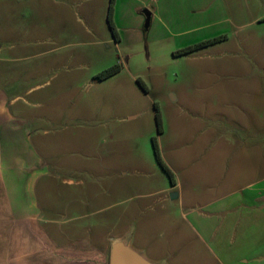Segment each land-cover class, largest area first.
Listing matches in <instances>:
<instances>
[{"label":"rangeland","instance_id":"rangeland-1","mask_svg":"<svg viewBox=\"0 0 264 264\" xmlns=\"http://www.w3.org/2000/svg\"><path fill=\"white\" fill-rule=\"evenodd\" d=\"M110 6L0 0L3 85L30 102L15 110L51 176L40 198L121 203L112 233L157 264L248 256L264 238V0H114L119 41Z\"/></svg>","mask_w":264,"mask_h":264},{"label":"crops","instance_id":"crops-1","mask_svg":"<svg viewBox=\"0 0 264 264\" xmlns=\"http://www.w3.org/2000/svg\"><path fill=\"white\" fill-rule=\"evenodd\" d=\"M4 49L0 46V55ZM9 60L0 58V264H111L117 243L144 260L137 264H157L133 247L123 227L112 233L125 218L121 203L95 210L93 203L99 196L93 191L57 195L60 200L56 202L49 192L40 198V176H51L38 153L36 142H40L34 139L38 130L25 110H15L18 102L27 107L30 102L12 97L3 85L9 83L10 69L4 66ZM259 195L264 197V189ZM97 216L102 217L96 220ZM249 245L254 248L248 256L221 254L219 263L264 264V238L249 241Z\"/></svg>","mask_w":264,"mask_h":264},{"label":"water","instance_id":"water-1","mask_svg":"<svg viewBox=\"0 0 264 264\" xmlns=\"http://www.w3.org/2000/svg\"><path fill=\"white\" fill-rule=\"evenodd\" d=\"M146 14V23L148 24L151 18L149 11H145ZM141 261L144 263V260L134 251L129 249L123 243H117L114 245L112 250L111 264H137Z\"/></svg>","mask_w":264,"mask_h":264},{"label":"trees","instance_id":"trees-1","mask_svg":"<svg viewBox=\"0 0 264 264\" xmlns=\"http://www.w3.org/2000/svg\"><path fill=\"white\" fill-rule=\"evenodd\" d=\"M113 4H114V0H111V6H110V12H109V22H110V27L113 31V34L114 36L118 39V41L120 40L119 39V36H118V33H117V30L112 22V13H113ZM212 42H205L203 44H201V46H205V45H209L211 44ZM190 50V49H189ZM192 50V48H191ZM120 69L115 67V68H110L106 71H104L103 73H101L99 75L100 79H106L110 76H112L113 74H116L117 72H119ZM157 117L159 118V113L157 115ZM153 143H154V147H155V152H156V155H157V158L159 160V163L161 164V166L169 173L170 175V178L172 180V183L175 184V180H174V174L172 173V171L168 168V166L164 163L162 157H161V154H160V148H159V145H158V141L156 138H154L153 140Z\"/></svg>","mask_w":264,"mask_h":264}]
</instances>
